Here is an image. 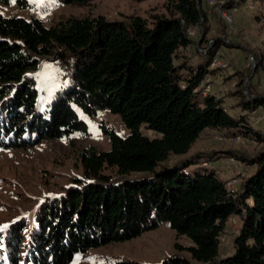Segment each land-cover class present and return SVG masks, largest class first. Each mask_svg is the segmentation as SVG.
<instances>
[{"label":"trees","instance_id":"16d2710c","mask_svg":"<svg viewBox=\"0 0 264 264\" xmlns=\"http://www.w3.org/2000/svg\"><path fill=\"white\" fill-rule=\"evenodd\" d=\"M244 1L225 0L222 7ZM16 4L25 7L28 1ZM164 8L166 14L150 19L69 16L49 26L38 17L0 13V148L88 134L77 109L87 116L107 109L128 131L121 135L102 128L109 149L79 153L82 177L72 180L65 195L43 201L29 236L23 237L24 223L0 232V264H70L90 248L136 237L162 222L190 245L184 248L189 257L174 255L160 264H264V146L252 157L228 151L254 166L235 190L203 164L211 162V155L162 166L171 156L185 155L205 129L264 145V132L251 126L246 114L230 115L222 99L200 87L215 71L210 61L223 40L213 39L194 60L179 53L193 43L188 28L202 22L206 31L204 1L164 0ZM249 52L254 71L264 72V44ZM41 57L66 70V81L45 111L36 106L32 75ZM237 85L233 94L240 95L244 112L264 104L261 95L244 94L243 77ZM141 127L156 135L143 134ZM190 165L196 170L187 171ZM232 216L240 221L239 232L232 253L219 258V237ZM113 264L155 263L119 259Z\"/></svg>","mask_w":264,"mask_h":264},{"label":"rangeland","instance_id":"374dc122","mask_svg":"<svg viewBox=\"0 0 264 264\" xmlns=\"http://www.w3.org/2000/svg\"><path fill=\"white\" fill-rule=\"evenodd\" d=\"M27 1L28 5L25 7L18 6L11 0L7 4L0 3V13L7 16L38 17L47 26L69 16L102 15L113 20L139 15L150 19L154 14L167 13L164 0H83L71 3L57 0ZM222 6L219 4L214 8H206L205 33L201 22L200 26L193 28L195 30L191 37L193 43L185 49H180L179 53L192 60L196 59L200 52H203L204 46L211 44L215 38L235 45V49L222 45L218 54L227 63L226 68L230 69L229 73L219 74V78L222 84L229 82L227 85L229 89H224L223 92L225 97H235L232 102L230 98L227 106L233 109L232 113L237 116L243 110L239 104L240 95L237 94L236 97L233 92L238 87L237 83L241 77L245 80V89L242 86L240 90L244 89L245 95L254 96L250 94L252 92L264 98V77L262 81L259 79L258 84L254 81V74H258L259 71H252L254 59H249V51L261 50L264 44V0H246L243 4L231 8ZM224 15L231 18V23ZM226 68L215 70L221 72ZM260 72L263 74L262 70ZM32 75L38 91L36 106L45 111L52 93L66 81V70L58 62L41 57ZM208 83L203 81L202 86ZM258 110H264V104L255 111L243 114H246L251 126L264 132V123L254 122ZM77 113L86 123L88 131L86 135L74 133L69 137L45 139L27 148H0V225L9 227L15 223L16 225L24 223L27 232L23 237L29 236V230L35 223L34 215L43 201L65 195L73 183L72 180L82 177L79 153L89 147L96 150L109 149V137L103 133L102 128L111 129L121 135L128 132L119 115L107 109L98 110L93 116H87L78 109ZM141 131L149 137L156 135L144 127H141ZM220 135L225 139L220 140L218 138ZM230 137L233 135L225 130H204L185 155L171 156L162 163V166L168 167V164L188 159L195 154L202 158L211 155L212 159L208 165L216 169L219 177L222 179L227 172L231 177H237L235 184H240L242 178L254 170V166L234 154H228V151L252 157L262 151L264 145L260 141L241 135L242 141L239 143L230 141ZM70 140L73 141L72 144ZM231 156L237 161L235 170L228 165V158ZM196 168L197 166L190 165L186 170L194 171ZM105 172L114 174L109 170ZM138 176L142 174H131L128 177ZM239 227L240 221L237 216L228 218L219 237V258L232 253L233 240L239 232ZM176 244L180 245L182 250L177 248ZM188 245L190 241L186 237L177 235L167 222H162L158 227L144 231L136 237L90 248L76 256L70 264H113L119 259L160 264L174 255L189 257L184 249Z\"/></svg>","mask_w":264,"mask_h":264},{"label":"crops","instance_id":"0c3cea01","mask_svg":"<svg viewBox=\"0 0 264 264\" xmlns=\"http://www.w3.org/2000/svg\"><path fill=\"white\" fill-rule=\"evenodd\" d=\"M204 1V5H205V7L206 8H209V6L207 5V2H206V0H203ZM245 2V1H244ZM244 2H242V3H240V5L241 4H243ZM224 42V41H223ZM225 43V44H224ZM223 44H221L220 45V47H222V45H226V46H232V48L233 49H235L236 47H235V45H231V44H229V43H226V42H224ZM226 46H224L225 47V49H226ZM219 47V48H220ZM217 49V53L219 52V50L220 49ZM231 49V48H230ZM197 58V57H196ZM192 60V59H191ZM194 60V59H193ZM259 72H258V74L257 73H255L254 74V81L258 84L259 83V79L261 80V79H263V75H264V72H263V74H261V72H260V70H258ZM230 72V69L229 68H226V69H224L223 71L221 70V72H218V71H213V73H209V74H207L205 77H204V82H206V83H208V82H211V83H208L209 85H210V88H211V94H213L214 96H216V98H220V99H222L223 100V105L225 106V108H226V110H227V112L230 114V115H232V116H234V114L232 113V110L233 109H229L228 108V104L230 103V98H231V102L234 100V98L235 97H225L224 96V89H229L228 88V83H224V84H222L221 83V80H220V78H219V74H221V73H229ZM256 76V77H255ZM202 81V82H203ZM262 81V80H261ZM260 85V84H259ZM262 96V95H261ZM260 107V106H259ZM243 112L244 111H242L240 114H243ZM239 114V115H240ZM238 116V115H237ZM237 116H234V117H237ZM205 130H207V129H205ZM217 162H215V164H216ZM225 177H222V179L223 180H231V182H232V188L235 190V189H237L238 187H239V183L238 184H235L236 183V181L238 180L237 179V177H231V174H229V173H225ZM239 180H240V178H239Z\"/></svg>","mask_w":264,"mask_h":264},{"label":"built area","instance_id":"2783aa9c","mask_svg":"<svg viewBox=\"0 0 264 264\" xmlns=\"http://www.w3.org/2000/svg\"><path fill=\"white\" fill-rule=\"evenodd\" d=\"M206 2H207V5L211 7V6H218L219 4H223L225 2V0L224 1L223 0H206ZM250 6H252V5L250 4ZM224 16L226 17L228 22L231 23V18L229 16H227V15H224ZM187 33H188V35L190 37H192L195 34V30L193 28H188L187 29ZM204 51L205 50H203V52ZM249 55H250L249 59L253 60L252 55L251 54H249ZM226 67H227V63L223 60V58L221 57L220 54L216 53L213 56V58L211 59V61H210V68H212V69H221V68H226ZM202 83L203 82H201L200 87L202 88L203 93H211L210 85L206 84L205 86H202ZM254 122L255 123H260V124L264 123V110H258L256 112V114L254 116ZM218 138L220 140L225 139V137L221 136V135L218 136ZM229 140L233 141V142H236V143H239V142L242 141L239 135L230 137ZM236 162L237 161H236V159L234 157L231 156V157L228 158V165L232 166L231 168H234V170L237 167L236 166ZM203 164L204 165H208L207 162H204ZM225 183H226V187L228 189H232L233 190V188L231 187L232 186L231 180H226Z\"/></svg>","mask_w":264,"mask_h":264},{"label":"snow or ice","instance_id":"6c2138e0","mask_svg":"<svg viewBox=\"0 0 264 264\" xmlns=\"http://www.w3.org/2000/svg\"><path fill=\"white\" fill-rule=\"evenodd\" d=\"M11 2L15 3L16 0H11ZM42 2V0H41ZM8 227V225H0V232H2L4 229H6Z\"/></svg>","mask_w":264,"mask_h":264},{"label":"water","instance_id":"95a60500","mask_svg":"<svg viewBox=\"0 0 264 264\" xmlns=\"http://www.w3.org/2000/svg\"><path fill=\"white\" fill-rule=\"evenodd\" d=\"M254 70H255V63L254 64L252 63V71L254 72ZM253 72H252V74H253Z\"/></svg>","mask_w":264,"mask_h":264}]
</instances>
